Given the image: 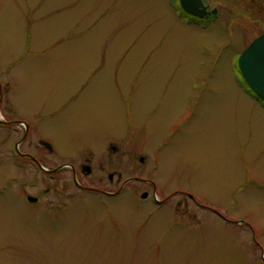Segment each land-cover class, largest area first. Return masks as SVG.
<instances>
[{
  "label": "rangeland",
  "instance_id": "1",
  "mask_svg": "<svg viewBox=\"0 0 264 264\" xmlns=\"http://www.w3.org/2000/svg\"><path fill=\"white\" fill-rule=\"evenodd\" d=\"M207 3L219 14L195 23L170 0H0V74L18 113L60 107L42 125L59 154L81 164L100 151L84 185L115 191L118 166L131 179L110 198L71 174L32 187L24 171L26 189L6 190L2 158L0 264H264V107L236 73L264 32V0ZM112 134L121 163L101 154ZM48 187L41 205L67 210L17 191Z\"/></svg>",
  "mask_w": 264,
  "mask_h": 264
},
{
  "label": "flooded vegetation",
  "instance_id": "2",
  "mask_svg": "<svg viewBox=\"0 0 264 264\" xmlns=\"http://www.w3.org/2000/svg\"><path fill=\"white\" fill-rule=\"evenodd\" d=\"M247 1V0H246ZM251 1H259V0H251ZM171 6H173L174 11H176L180 17L187 19L189 22L195 23H204L206 20H209L212 17H216L219 14L220 10L216 7L211 9L210 5L207 3L208 0H203L204 4L207 7V12L211 13L216 9V14H208L207 16L201 18L199 16H194L186 12L181 6L179 0H170ZM235 11H233L234 13ZM237 73V72H236ZM238 75V74H237ZM236 75V76H237ZM240 79V76H238ZM249 93L248 90H245ZM13 83L11 80H7L6 82L2 80V74H0V134L3 133L6 137L9 138L8 146L6 147L4 143H0V160L2 158L10 161V165H12L11 173L9 174L11 179L8 182V185L5 186L4 189H10L16 185H23V189H26L27 183L23 182L21 179V173L24 171L30 172V175L35 179V182L31 183V186L34 187L38 184L40 179L45 178L48 180H55L61 175L71 174L74 179V182L78 187L83 190H88L92 192H97L100 194H104L106 197H115L123 194V190L125 187V183H128L131 179H127L126 181L122 177V173H119V168L110 170L108 174V180L110 183H113L115 179L120 184L115 191H108L106 189H102L100 187H92L87 186L82 183L79 179L82 174H91L94 170L93 164L91 161L95 158V153L100 151L96 150L94 147L91 148L93 151L91 152L90 158H85V163L78 164L76 162V154L69 155L68 157H62L59 154V150L57 148V144L54 142V138H51V134L45 132L46 130L42 128V125L47 124L48 129H51V121L54 117H58L61 112L59 106H56L55 103L51 106H48L47 109L41 110L37 113H26L19 114L17 109V99L14 100L13 96ZM70 100V99H69ZM3 135V136H4ZM118 137V135H117ZM118 140V139H116ZM114 140V134L107 136L103 141L104 147H102V153L104 157H107L111 162L114 158L120 162L123 156V150L121 144ZM90 149V148H89ZM86 150V149H85ZM84 150V151H85ZM82 156V155H81ZM144 157V156H141ZM140 157V158H141ZM139 158V159H140ZM142 162V161H141ZM144 162V161H143ZM121 163V162H120ZM121 165V164H120ZM104 167V166H103ZM102 167V168H103ZM117 177V178H116ZM136 180L139 181H148L144 178L135 177ZM154 187L152 196L154 197L155 203L161 205L167 199H158L156 193V186L150 181ZM21 188V187H19ZM18 188V193L25 198V200L32 205H39L43 209L49 211L52 215H58L60 213V208L63 211L67 210L69 207L61 206L58 208V213L55 211L54 207L45 208L41 205V198L45 193L50 192V188L48 187L45 191L39 192L37 195H30L20 191ZM24 189V190H25ZM143 193H147V197L142 198L143 201H146L150 197L149 191H144ZM142 193V194H143ZM141 194V195H142ZM174 194H181L185 197L190 198L194 204L200 207L205 208L195 196H192L189 191L186 190H178L175 191ZM32 197L35 200H31ZM71 204V203H70ZM70 206V205H68Z\"/></svg>",
  "mask_w": 264,
  "mask_h": 264
},
{
  "label": "water",
  "instance_id": "3",
  "mask_svg": "<svg viewBox=\"0 0 264 264\" xmlns=\"http://www.w3.org/2000/svg\"><path fill=\"white\" fill-rule=\"evenodd\" d=\"M179 2L186 12L201 18L217 12L215 9L208 13L203 0H179ZM238 67L248 87L264 102V33L242 51L238 58ZM144 160L145 157L140 158V161ZM142 197H147V193H143ZM30 199L35 200L32 197Z\"/></svg>",
  "mask_w": 264,
  "mask_h": 264
},
{
  "label": "trees",
  "instance_id": "4",
  "mask_svg": "<svg viewBox=\"0 0 264 264\" xmlns=\"http://www.w3.org/2000/svg\"><path fill=\"white\" fill-rule=\"evenodd\" d=\"M215 19V17H212V18H210L209 20H206L204 23H208V22H211V21H213ZM237 74H238V76H240V78H241V75H240V72L237 70ZM241 82H243V79L241 78ZM243 88L245 89V90H248V91H250L251 92V90L248 88V86L245 84V85H243Z\"/></svg>",
  "mask_w": 264,
  "mask_h": 264
}]
</instances>
